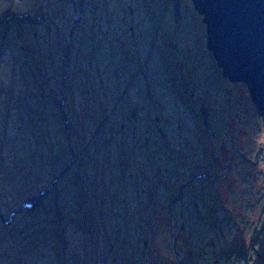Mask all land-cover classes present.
<instances>
[{
  "label": "rangeland",
  "instance_id": "1",
  "mask_svg": "<svg viewBox=\"0 0 264 264\" xmlns=\"http://www.w3.org/2000/svg\"><path fill=\"white\" fill-rule=\"evenodd\" d=\"M83 1L84 18L67 54L80 0H0V264H165L170 214L157 218L160 206L128 199L162 197V160L152 152L133 156L136 166L124 174L125 161L115 146L121 122L130 117L128 106L141 94L163 120L161 127L165 120L188 123L176 94L177 77L185 76L184 91L205 97L221 121L220 113L233 105L234 129L219 125L217 139H243L247 150L264 140L263 118L247 85L223 78L208 48L204 16L192 0H183L178 22L171 2L165 29L161 12L152 14L153 28L136 34L144 33L147 44L133 47L113 45L115 40L102 44L118 37L110 13L117 0ZM160 1L153 0L158 9ZM102 7L105 20L113 22L104 28ZM134 19L142 22L144 15L138 12ZM126 52L138 57L131 72L122 70ZM130 86L129 100L121 105L120 93ZM151 133L155 140L157 132ZM169 134L171 141L178 139L172 130ZM136 146L129 142L126 149ZM136 170L144 181L131 178ZM248 182L242 177L238 189L236 183L229 190L219 187L216 205L200 204V212L190 204L174 206L176 224L187 235L179 246L190 253L187 264H264V176L251 191L242 186ZM30 203L33 207H26ZM148 221L151 236L145 233Z\"/></svg>",
  "mask_w": 264,
  "mask_h": 264
},
{
  "label": "flooded vegetation",
  "instance_id": "2",
  "mask_svg": "<svg viewBox=\"0 0 264 264\" xmlns=\"http://www.w3.org/2000/svg\"><path fill=\"white\" fill-rule=\"evenodd\" d=\"M171 2L173 3L174 11V0H161V5L159 6L160 9L154 6L153 0H117L116 5L118 6L116 7V10H112L110 13L114 14L111 18L114 17L116 19L117 25H113V28L117 30L116 34H118V37L104 39L102 40V44H111L114 40L117 42L113 43V45L124 44L126 46L133 47L139 45L140 43L144 45L147 44L144 33L143 37H136L137 31L140 28H144L146 30L152 29L155 24L152 23V19H150V17L152 14H159L157 11L161 12L158 15L162 21L160 27L165 29L166 26L169 25L168 16L165 19V14H169ZM180 2L182 9L183 0H180ZM79 5V12L83 9L81 18H84L85 2L83 1L82 3V0H80ZM134 5H136V7ZM105 10L106 9H103L102 7V12H100L102 15L99 16H102V28H104L107 24L113 23L105 20ZM76 11H78V9L75 4V12ZM138 12L144 15L142 22H136L134 19V15ZM78 14L79 13H77V15ZM148 18L150 20L149 22H146L145 20ZM180 19L178 21H180ZM121 31L124 32L120 36ZM147 32L148 31H145V34ZM209 50L211 49L209 48ZM213 57L216 59L219 67V61L215 57L214 53ZM137 60L138 57L136 55L126 52L121 59V62L125 65L122 70L131 72L134 67H136L135 63ZM113 63L114 69L117 70L116 61L114 62L112 58V64ZM147 68L148 65H144L142 67V72H144L143 70H147ZM221 71L225 81L231 84L241 83L247 85L250 94L247 82H233L225 77L223 69H221ZM170 77L174 78L173 76ZM181 80L184 82H181ZM186 81L187 79L185 76H180L175 78L174 82L177 85L181 84V88L176 90V94L183 104V110H185L189 115L190 120L187 121L188 123L184 124L182 120H178L175 124H173L172 121L168 122L165 120L164 122L166 123V126L161 127L160 124L163 123V120H161L158 116L155 117L156 109L149 105L148 98L143 97L141 94V96H139V100L136 101L137 103L134 106H128L127 113H129L130 117H128L126 121L121 122L120 129L118 131V140L115 146L118 157H121V161H125L126 169L124 174H127L131 168L136 166V164L133 163L134 161H132L133 156L136 157L139 155L140 157H145L146 153L152 152L157 155L155 157H157L158 160L159 158L162 160L163 165L159 168V177L165 183L163 184L164 193L162 194V197L156 196L147 198V201H145V198L139 200H135L133 198L128 199L130 200V203L134 204L141 200L140 202H145L147 205L160 206L159 212H161L157 213V218L162 217L163 214H166L167 212L170 214L171 230L168 231L170 241L169 238H167L165 240V244H169L171 250L162 255L165 260V264H187L190 257V253L187 254L185 250H181L179 247L181 242L184 243L182 239L187 235H185L186 231L184 230V226L180 225L181 227H179L176 224L177 212L173 211L175 205L182 203H184L183 205L190 204L197 208L196 212H200V204L206 203V205H209V203H212L214 206L216 205L215 193L219 187L224 190H229V188L233 187L236 183L235 189H238V185H241L239 182L243 177V179L251 181L250 183L248 182V187L242 185L244 186L243 188L251 191L254 188H258L256 182H260L262 176H264V166L261 164L262 158L264 160V140L257 145L255 150L253 148V144L250 143V147L248 149L250 150L249 153L245 148L243 139L237 141L234 138H226V140L222 141L217 139L216 134L219 125H222L221 127L224 126L225 130L230 128H232V130L234 129V127H232V125H234V121L231 123L229 118L232 115L231 112L234 111L233 105L226 106V113H224V111L220 113L223 114L221 121L218 113L213 114L210 111L209 104L207 103L205 97H189V90L188 92L184 91L185 88L189 89V86L185 85ZM130 89H134V87L130 86V88H126L120 93L118 101H120L121 105L128 102ZM136 90H138V88H136ZM149 90L150 87H148V92ZM257 110L259 111L258 107ZM165 111L166 109L162 110V112ZM260 115L263 118L261 113ZM214 116L219 117L218 119L221 123L216 120ZM104 125L102 131H104ZM170 130H172L173 134L177 136L178 139L171 141L172 136L169 134ZM154 131L157 132L155 140L153 139L151 133ZM209 137H211V142L207 141ZM129 142L130 144L136 142V149H126ZM229 143L234 144V149L231 148ZM172 145H176V151L171 150ZM163 146L166 147L165 150ZM237 148H241L242 150L238 151ZM164 151L165 153L162 155ZM137 165L139 169L148 168L143 165V163H141V165L137 163ZM130 175L131 178L136 177V179H141L137 170L135 171V174L132 171V174ZM144 178L147 181L149 180L147 176H144ZM140 181L144 180L141 179ZM251 185L256 186H253L252 188ZM147 189L153 190L154 187H148ZM158 189H160V187H158ZM143 191L145 190L143 189ZM254 192L258 195L257 190H254ZM255 198L257 197L255 196ZM255 198L252 199L256 200ZM257 201L258 200H256L255 203H257ZM161 213L162 216H160ZM180 215H183L182 212H180ZM147 223L149 229L145 233L149 234V231H151V223L150 221ZM120 232L121 230L116 231L114 236L116 241L115 246L118 245L120 240ZM152 232H155L156 235L158 234V230L156 231L155 227L152 228ZM161 241L163 242V240ZM143 243L145 247L148 246V241L146 239H143Z\"/></svg>",
  "mask_w": 264,
  "mask_h": 264
},
{
  "label": "water",
  "instance_id": "3",
  "mask_svg": "<svg viewBox=\"0 0 264 264\" xmlns=\"http://www.w3.org/2000/svg\"><path fill=\"white\" fill-rule=\"evenodd\" d=\"M192 1L204 16L209 48L225 77L248 83L251 98L264 120V0ZM82 12L83 9L75 16L69 32L67 54ZM174 15L176 20L181 18L180 0H174Z\"/></svg>",
  "mask_w": 264,
  "mask_h": 264
}]
</instances>
